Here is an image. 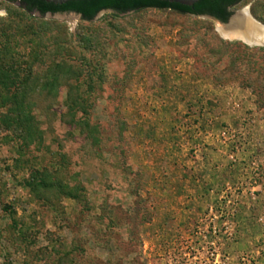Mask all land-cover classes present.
<instances>
[{
	"label": "rangeland",
	"instance_id": "1",
	"mask_svg": "<svg viewBox=\"0 0 264 264\" xmlns=\"http://www.w3.org/2000/svg\"><path fill=\"white\" fill-rule=\"evenodd\" d=\"M246 9L264 26V0L232 11ZM218 25L160 10L89 23L0 0V264H209L199 233L223 226L233 194L223 260L257 193L244 217L264 236V47L224 40ZM216 157L232 158L234 183L210 207L189 203L209 181L195 169ZM236 253L260 264L264 237Z\"/></svg>",
	"mask_w": 264,
	"mask_h": 264
},
{
	"label": "trees",
	"instance_id": "2",
	"mask_svg": "<svg viewBox=\"0 0 264 264\" xmlns=\"http://www.w3.org/2000/svg\"><path fill=\"white\" fill-rule=\"evenodd\" d=\"M12 5H19L27 14L38 13L42 17L49 14H76L85 22H93L102 12L111 11L118 16L131 13H141L146 10L173 11L180 15L202 17L209 16L227 24L234 15L233 9L245 0H202L193 7H186L159 0H79L71 1L64 5L47 3L44 0H5ZM257 51L263 52L264 49ZM23 86V87H22ZM26 85L22 84L20 88ZM23 102L26 99H21ZM73 102V101H72ZM72 106H79V101L74 100Z\"/></svg>",
	"mask_w": 264,
	"mask_h": 264
},
{
	"label": "crops",
	"instance_id": "3",
	"mask_svg": "<svg viewBox=\"0 0 264 264\" xmlns=\"http://www.w3.org/2000/svg\"><path fill=\"white\" fill-rule=\"evenodd\" d=\"M161 103L165 102L166 105H164L165 107H167V104L169 103L168 99L167 101L165 100H160ZM181 103L182 100H180ZM163 106V105H162ZM175 108L176 107H173ZM173 111V109H172ZM202 161H200L202 163L201 167H198L195 169V171H198L200 174L207 176L208 175V183H204L203 181L198 180L196 183L200 186H198L199 188L196 189V191H193V195L190 196L189 198V203L191 202H202L204 205H206V207H210L211 205H213V203L215 202V200L217 199L216 194H215V187H220L221 185H231L232 183H234V181H232V178H234L232 176V168L230 167V169H228V165L232 164V158L231 157H216V158H208V159H201ZM207 182V181H206ZM195 183V184H196ZM196 184V186H197ZM261 187L258 188L257 192H260ZM194 195H196V199L194 197ZM258 193L254 196H251V198L249 199V201H242L241 205H240V211L237 217L238 220V224H239V234H238V239L239 242H241L240 245L237 244L238 246H235L234 248L230 247L228 248V251L226 252L225 257H228L230 261H232V264H241L239 257L241 256V253L237 254L236 251L237 250H242L244 248H251L254 249L256 243L259 242V240L261 238H263V235H255V233L253 232L252 226L255 225V220L253 221V219H247L245 220V215H247V213H251L254 209L253 206L255 204V202H257L258 200ZM207 228L208 227H204L202 228V232H203V236L204 237H208L207 234ZM203 237V238H204ZM254 246V247H253ZM254 254L259 255L258 251L253 252ZM260 264H264V258L261 260Z\"/></svg>",
	"mask_w": 264,
	"mask_h": 264
},
{
	"label": "built area",
	"instance_id": "4",
	"mask_svg": "<svg viewBox=\"0 0 264 264\" xmlns=\"http://www.w3.org/2000/svg\"><path fill=\"white\" fill-rule=\"evenodd\" d=\"M221 137L225 140H231L234 137L230 132L224 131L221 134ZM259 168L257 163L253 164V170H254V179L259 178ZM257 182L253 183L250 185V193L255 194L256 189H257ZM240 196L238 194H233L231 196L225 195L224 197V207L220 211V218L221 219H226L224 221L223 226L220 227L218 226L215 222V220H212L209 223V226L207 228V234L211 235V242L209 243V248L211 250V253H209L210 260L209 264H229L230 260L228 257H225L223 260V256L221 254V238L220 236L223 235L225 237V241L227 243H234L237 238V230H236V225L232 221L235 218V212L236 208L238 207V202H239ZM211 214H213L214 209L212 208L210 210ZM200 237L203 238L204 234L202 232L199 233ZM203 239H207V237H204ZM254 260L253 257L250 256H242L240 259L241 264H252V261Z\"/></svg>",
	"mask_w": 264,
	"mask_h": 264
},
{
	"label": "water",
	"instance_id": "5",
	"mask_svg": "<svg viewBox=\"0 0 264 264\" xmlns=\"http://www.w3.org/2000/svg\"><path fill=\"white\" fill-rule=\"evenodd\" d=\"M47 3L50 4H55V5H64L67 4L68 2L71 1H79V0H44ZM162 2H169L172 4H178V5H182V6H186V7H193L194 5H196L197 3H199L202 0H159ZM103 13V12H102ZM51 15V14H49ZM76 15V14H74ZM242 13L239 14H234L232 16V18L229 20V22L227 24H224L212 17L209 16H202L204 18H208L211 19L213 21H215L217 24L222 25L226 28L230 29V32L235 36V39L230 40L232 42H240L243 43L247 46H249L250 48H259V47H264V42H262L261 40H259V38H257V32L255 29H258L259 31H263L264 26L262 24H260L259 22H257L254 18H251V20H249L251 27H253V29L250 27H244L243 25H238L237 27H231L233 21L242 16ZM78 16V15H77ZM81 17V16H79ZM82 18V17H81ZM231 27V28H230ZM227 40V39H224Z\"/></svg>",
	"mask_w": 264,
	"mask_h": 264
},
{
	"label": "bare ground",
	"instance_id": "6",
	"mask_svg": "<svg viewBox=\"0 0 264 264\" xmlns=\"http://www.w3.org/2000/svg\"><path fill=\"white\" fill-rule=\"evenodd\" d=\"M242 14H243L242 16L236 18L233 21L231 27H235V26L237 27L238 25H243L245 28L251 27L249 20H251L250 17L253 18V16L250 14V11L248 9H246L245 11L242 12ZM251 28L253 29V27H251ZM217 30L223 39H227V40L235 39V36L230 32L229 28H226L222 25H218ZM255 30L257 32L256 33L257 38H259V40L264 42V28H263V31H259L258 29H255Z\"/></svg>",
	"mask_w": 264,
	"mask_h": 264
}]
</instances>
